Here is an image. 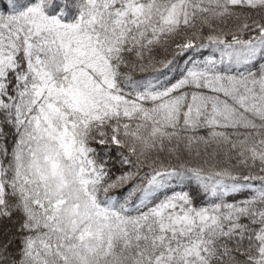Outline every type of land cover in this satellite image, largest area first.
<instances>
[{
	"label": "snow or ice",
	"instance_id": "1",
	"mask_svg": "<svg viewBox=\"0 0 264 264\" xmlns=\"http://www.w3.org/2000/svg\"><path fill=\"white\" fill-rule=\"evenodd\" d=\"M0 264H264V0H0Z\"/></svg>",
	"mask_w": 264,
	"mask_h": 264
}]
</instances>
